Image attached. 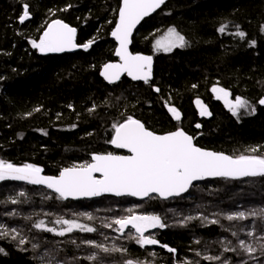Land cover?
I'll use <instances>...</instances> for the list:
<instances>
[{"label":"trees","instance_id":"obj_1","mask_svg":"<svg viewBox=\"0 0 264 264\" xmlns=\"http://www.w3.org/2000/svg\"><path fill=\"white\" fill-rule=\"evenodd\" d=\"M24 3L29 5L30 19L21 23L18 17ZM120 3L0 0V159L17 166L33 164L45 175L56 176L65 167L91 162L92 154H125L108 141L114 135L112 125L127 116L158 134L183 129L203 149L233 157L264 156V105L258 103L264 98V0H170L142 24L133 40L134 53L154 56L153 80L146 84L124 78L110 86L100 71L116 61V43L110 34ZM56 19L78 30V44L94 43L73 54L39 53L31 42L39 40ZM224 25L221 33L219 28ZM169 28L185 37L186 46L156 52L155 41ZM239 31L246 33L245 39L235 35ZM251 41L256 42L254 46ZM214 86L228 90L231 98L246 99L255 111L241 109L233 116L224 100L216 99ZM197 99L211 115H200ZM169 106L180 112V120ZM253 148L258 150L253 153ZM55 197L41 186L0 181V224L16 228L27 241L21 245L10 236L0 239L4 250L0 264H124L130 258L145 264H222L224 259L231 264H264V241L260 239L264 218L226 219L229 214L264 208L262 176L207 180L194 184L187 195L168 201L130 197L61 201ZM11 199L19 202L13 204ZM130 208L136 214L161 216L166 227L148 233L159 244L141 248L128 238L131 228L121 236L113 230L115 225L104 226L128 215ZM85 212L93 218L79 215ZM59 217L75 219L97 231L74 230L58 236L33 226L43 220L47 227L58 228L54 221ZM86 240L127 252L104 253ZM239 240L252 244L256 251H243ZM33 244L38 247L33 249ZM162 245L176 251L169 252ZM226 247L236 251H225ZM93 253L98 260L86 259ZM214 256L221 260L204 258Z\"/></svg>","mask_w":264,"mask_h":264},{"label":"snow or ice","instance_id":"obj_2","mask_svg":"<svg viewBox=\"0 0 264 264\" xmlns=\"http://www.w3.org/2000/svg\"><path fill=\"white\" fill-rule=\"evenodd\" d=\"M165 3V0H122L118 9V21L115 24L111 35L119 42L115 54L120 58V63H107L103 66L101 75L109 82L118 81L122 74H127L133 80L149 83L152 76L153 57L151 55L133 54L129 51L133 29L151 13L155 12ZM23 13L18 17L23 23L30 18L29 5H22ZM226 25L221 26L219 31L225 32ZM264 32V25L261 26ZM241 40L246 38L244 31L235 33ZM76 29L70 27L61 20H55L49 24L39 41L33 40L32 47L38 49L41 53H61L82 47L87 50L94 43L89 40L82 45L75 42ZM255 41L250 42V46L255 45ZM186 40L175 28H169L167 33L155 41L154 49L157 52L165 53L173 51L175 48H184ZM196 87V85H193ZM159 92V88H155ZM212 92L216 93V99H223L225 106L233 116H238L241 109L254 112L250 103L239 96L235 97L234 102L229 99L231 93L222 87H213ZM264 105V98L258 101ZM196 104L200 107V115L208 116L211 113L197 99ZM39 110V109H37ZM169 111L176 120L181 119L180 112L174 107ZM200 127L199 124L196 125ZM114 135L108 141L117 149H127L130 155H115L111 152L106 154H92L91 162H85L71 167H65L59 171L56 176L42 175V168L33 164H24L17 166L13 163L0 159V181H24L31 185H44L56 193V199L65 201L69 198H92L105 193H111L115 196H131L144 198H160L167 200L170 197L180 196L188 192L194 181L203 180L209 177H221L237 179L241 177H264V156L239 155L233 157L222 152L208 151L197 147L193 143V136L187 134L183 129L169 132L167 134H156L146 128L145 124L132 116L117 124H113ZM253 148L250 151L256 152ZM96 174H99L97 176ZM153 194H155L153 196ZM23 196L25 193L21 192ZM13 204L18 203L17 199H11ZM128 215L116 218L112 223L105 224V227L113 228L121 236L125 235L130 240H134L141 248L145 246L157 245L159 241L151 235H146L150 229L164 228L166 224L161 216L156 214H136L133 209H128ZM16 213H10L15 215ZM91 220V213H82ZM261 216L264 218V208L259 211L253 210L245 213L243 211L229 214L226 219L244 220L249 216ZM193 217H187L191 220ZM217 221H211L216 223ZM56 227H47L43 220L36 222L33 226L58 236H65L74 230L80 232L93 233L97 229L87 224L79 223L75 219H65L59 217L54 221ZM131 230H134L131 231ZM233 236L237 233L233 232ZM247 235L253 236L254 232H248ZM11 237L12 240H18L23 245L27 241L20 236L16 228H9L0 224V239ZM264 241V237L260 238ZM89 246L100 249L104 253L122 252L126 253V248H109L104 244L97 243L94 240L84 241ZM75 243V241H73ZM33 249L38 245L33 244ZM169 252L176 250L162 245ZM239 248L247 253L256 251L252 244L239 240ZM264 249V243H261ZM225 251H236V248H225ZM4 252L0 248V253ZM200 255V253H196ZM45 256L48 255L46 252ZM154 255V253H153ZM208 260H221V257H204ZM43 261V257H40ZM90 261L99 259L98 255L93 253L86 257ZM50 264V262H49ZM124 264H145L138 259H127ZM190 264V262H188ZM222 264H231V261L224 259ZM246 264V262H242Z\"/></svg>","mask_w":264,"mask_h":264},{"label":"water","instance_id":"obj_3","mask_svg":"<svg viewBox=\"0 0 264 264\" xmlns=\"http://www.w3.org/2000/svg\"><path fill=\"white\" fill-rule=\"evenodd\" d=\"M170 0H165V3L163 4V5H161V7L159 8V9H157L155 12H153V13H151L149 16H147V17H145L143 20H141L140 21V23L136 26V28L135 29H133V33H132V36H131V43L129 44V51L130 52H132L133 54H141V53H134L133 51H132V45H133V40H134V36H135V34L137 33V31L139 30V28L142 26V24L147 20V19H149V18H151V17H153L157 12H159L168 2H169ZM121 4H122V0H121V3H120V6H121ZM56 20H60V19H56ZM53 21H55V20H53ZM52 21V22H53ZM62 21V20H61ZM117 21H118V18H117ZM51 22V23H52ZM64 22V21H63ZM50 23V24H51ZM64 23H66V22H64ZM67 24V23H66ZM69 25V24H68ZM70 27H72L71 25H69ZM75 28V27H74ZM115 28V27H114ZM76 29V28H75ZM114 30V29H113ZM112 30V31H113ZM110 38H111V40H113L115 43H116V48H118L119 47V42L115 39V37H113L111 34H110ZM75 42H76V44L77 45H80V44H78V30L76 29V38H75ZM81 50H84L82 47H77V48H75V49H72V50H69V51H65V52H61V53H55V54H57V55H64V54H73V53H76V52H78V51H81ZM142 55H147V54H142ZM115 56V58H116V61H114V62H109V63H120L121 61H120V58L118 57V56H116V54L114 55ZM152 56V55H151ZM153 57V64H152V76H151V79H150V81H152L153 80V78H154V71H155V58H154V56H152ZM103 70V67H102V69H101V71ZM101 71H100V73H101ZM100 76H101V78L103 79V81L106 83V84H108V85H110V86H114V85H116V84H118L121 80H123L124 78H127V79H129L131 82H133V83H145V82H143V81H138V80H133L131 77H129V76H127V74L125 73V74H122L121 75V78L118 80V81H114V82H109L108 80H105L104 79V77L100 74ZM149 81V82H150ZM231 98V96L229 97V99ZM175 118V117H174ZM147 128V127H146ZM151 131V130H150ZM176 131V130H175ZM173 132V131H172ZM155 133V132H154ZM187 133V132H186ZM156 134H158V133H156ZM165 134H167V133H165ZM188 134V133H187ZM160 135H163V134H160ZM193 143L195 144V141L193 140ZM196 145V144H195ZM197 146V145H196ZM114 147V149H116V150H119V151H122V152H124L125 154H115V155H130V153L128 152V150L127 149H117V148H115V146H113ZM197 147H199V146H197ZM203 149V148H202ZM204 150H207V149H204ZM208 151H212V150H208ZM216 152V151H215ZM225 154V153H224ZM226 155H228V154H226ZM42 175H45L43 172L41 173ZM97 176H99V174H96ZM46 176H48V175H46ZM256 177H259V176H256ZM246 178H252V177H241V178H237V179H232V178H221V177H209V178H205V179H203V180H199V181H194L193 182V185L194 184H197V183H200V182H205V181H207V180H218V179H231V180H241V179H246ZM24 182V181H23ZM26 183V182H25ZM193 185L189 188V190H188V192H185V193H182L180 196H174V197H170V198H168L167 200H170V199H173V198H179V197H182V196H185V195H187L189 192H190V190L192 189V187H193ZM36 186H41V187H43V188H47L46 186H44V185H36ZM48 189V188H47ZM48 190H50L51 192H53V190H51V189H48ZM54 193V192H53ZM54 194H56V193H54ZM57 195V194H56ZM155 194H153V196H154ZM104 197H113V198H125V197H130V198H133V199H136V200H140V201H144V200H147L148 198H144V199H141V198H138V197H131V196H115L114 194H111V193H105V194H103V195H101V196H98V197H92V198H80V199H72V198H69L68 200H65V201H83V200H95V199H100V198H104ZM161 200H163V199H161ZM163 201H166V200H163ZM131 226H129V228H130Z\"/></svg>","mask_w":264,"mask_h":264},{"label":"rangeland","instance_id":"obj_4","mask_svg":"<svg viewBox=\"0 0 264 264\" xmlns=\"http://www.w3.org/2000/svg\"><path fill=\"white\" fill-rule=\"evenodd\" d=\"M30 19V18H29ZM28 19V20H29ZM27 21V20H26ZM26 21H24V22H26ZM41 36H39L38 38H40ZM161 38V37H160ZM159 38V39H160ZM39 40H37V42H38ZM155 45V44H154ZM155 50V49H154ZM37 51L39 52V53H41L38 49H37ZM157 52V51H156ZM41 54H48V53H41ZM200 100V99H199ZM230 100H232L233 102H234V100H235V97H232ZM197 101V100H196ZM196 101H195V105H196V108L198 109V111L200 112V107L196 104ZM201 101V100H200ZM201 104L202 105H204L207 109H208V107L201 101ZM170 107V106H169ZM171 108V107H170ZM208 111H209V109H208ZM209 116V115H208ZM148 199H150V198H148ZM147 199V200H148ZM160 199V198H159ZM173 199H175V198H173ZM136 200V199H135ZM171 200V199H170ZM140 201V200H139ZM144 201H146V200H144ZM168 201V200H167ZM150 214H156V213H150ZM156 215H158V214H156ZM58 226V228L60 227L59 225H57ZM156 229H162V228H156ZM156 229H150L147 233H146V235H148V233L150 234V231H152V230H156ZM134 231V230H133ZM44 264H48V263H44ZM58 264H62V263H58Z\"/></svg>","mask_w":264,"mask_h":264},{"label":"flooded vegetation","instance_id":"obj_5","mask_svg":"<svg viewBox=\"0 0 264 264\" xmlns=\"http://www.w3.org/2000/svg\"><path fill=\"white\" fill-rule=\"evenodd\" d=\"M131 228V227H130Z\"/></svg>","mask_w":264,"mask_h":264}]
</instances>
